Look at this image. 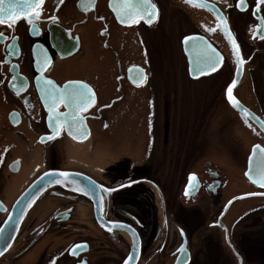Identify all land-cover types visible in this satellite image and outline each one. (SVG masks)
Here are the masks:
<instances>
[{"label": "flooded vegetation", "instance_id": "1", "mask_svg": "<svg viewBox=\"0 0 264 264\" xmlns=\"http://www.w3.org/2000/svg\"><path fill=\"white\" fill-rule=\"evenodd\" d=\"M120 2L43 0L38 8L22 11L15 23L5 19L0 24V228L5 229L23 193L46 173H79L96 183L74 190L62 182L41 191L8 249H0V264H124L138 243L136 264H191L194 247L208 240L212 231L223 233L224 254H232L239 264L222 225L244 264L235 228L252 214H242L231 226L227 220L241 200L228 206L248 194L264 199V186L246 177L253 149L258 147L257 157L264 148V128L258 122L259 118L264 123V0H150L156 9L150 23L149 15L132 21L118 16ZM26 16L32 17L31 22ZM153 28L163 40L167 32L182 33L178 52L186 77L192 82L205 80L212 99H220L241 131L250 133L254 143L242 171L250 191L230 196L235 177L225 176L226 166L208 158L201 171L192 151L185 156L182 173L176 171L173 195L147 173L130 174L113 183L110 169L101 166L98 153L103 144L108 140L118 144L130 130L129 124L123 129L118 109H133L134 98L147 85L146 68L133 60L143 43L140 33ZM186 37L196 38L190 40L187 51ZM194 44L215 53L214 68L193 70ZM67 46H73L68 50L73 54L62 58L59 52H66ZM138 54L142 58V52ZM133 66L146 72L141 84L128 78ZM49 80L60 89L69 82H81L91 89L92 99L74 113L77 119L70 120L71 126L61 123L57 127L56 120L70 113L63 103L54 109L64 116L50 117L47 111L50 101L45 81ZM233 86V95L247 113L230 103L228 93ZM122 102L125 106L121 108L118 104ZM162 127L166 142L172 126L167 121ZM141 158L138 164L144 168L147 164L148 169V153ZM176 159L179 164L180 155ZM255 179H259L257 172ZM182 202L190 206L184 208ZM181 209L190 213L193 231L177 220Z\"/></svg>", "mask_w": 264, "mask_h": 264}, {"label": "rangeland", "instance_id": "2", "mask_svg": "<svg viewBox=\"0 0 264 264\" xmlns=\"http://www.w3.org/2000/svg\"><path fill=\"white\" fill-rule=\"evenodd\" d=\"M158 32L153 28L140 33L143 39L142 47H139L142 58L138 51L133 62L144 65L148 82L134 98L133 109H118L116 115L123 119V129L129 124L131 131L122 145L119 144L121 141L116 144L109 140L103 144L98 153L101 166L110 169L108 173L113 183L131 175L147 173L158 180L165 192L173 195L177 179L175 174L178 171L182 173L185 156L192 151L193 158L198 161L196 167H200L201 171L205 170L204 160L208 158L219 160L226 166L225 176L235 177L230 196L250 191L242 177L249 147L254 143L250 133L241 131L231 111L220 99H212L205 80L192 82L186 77L185 63L178 52L182 33L167 32L163 40ZM134 49L137 51L136 46ZM110 69L113 70V65ZM71 71L76 70L69 69ZM118 106L122 108L125 105L122 102ZM167 121L172 127L165 142L162 126ZM147 153L148 169L147 164L145 168L143 164H138ZM178 155L179 164L176 159ZM239 203L230 213L227 223L232 226L242 214H252L235 228V242L244 264H264V199H248ZM182 204L184 208L190 206L186 202ZM184 210L181 209L176 218L193 231L195 227L189 222L190 213L185 214ZM209 235L208 240L203 239L194 247L191 264H236L232 254H224L223 233L212 231Z\"/></svg>", "mask_w": 264, "mask_h": 264}, {"label": "snow or ice", "instance_id": "3", "mask_svg": "<svg viewBox=\"0 0 264 264\" xmlns=\"http://www.w3.org/2000/svg\"><path fill=\"white\" fill-rule=\"evenodd\" d=\"M189 2V0H186ZM42 3V0H0V24L4 23L5 18H8L15 23V20L18 18L15 13L19 10H28L33 7H39ZM151 10V11H150ZM155 10V5H151L149 0H121L117 6V15L126 18L129 21L134 20L137 16L151 15V12ZM39 15V13H35ZM29 22H31L32 17H25ZM223 19V17H220ZM150 22V21H148ZM194 37H186L185 42L194 40ZM194 52V71L199 72L203 70V66L214 68L217 63L216 55L213 51H210L205 48L199 47L198 44L193 45ZM141 74H138L134 79H138ZM235 83V81H233ZM48 100L49 103V112L50 116L61 117L64 114L54 113L52 110L56 107L58 103H63L67 108L72 109V112L67 114L66 119H57V127L61 123L69 124L70 120L74 123L77 119L74 115L76 111H79L88 104L89 100L92 99L91 89L81 82H69V84L63 89L56 88L52 85V81H45ZM231 92V87L229 88V93ZM234 106L239 107L235 102ZM250 115V114H249ZM264 127V124L261 125ZM256 172L259 176V179H253L254 183H259L264 186V148L259 149V155L256 157ZM67 178V174H61ZM250 178L252 173H246ZM59 182V181H57ZM3 232V229L0 228V233ZM183 251V249H181Z\"/></svg>", "mask_w": 264, "mask_h": 264}, {"label": "water", "instance_id": "4", "mask_svg": "<svg viewBox=\"0 0 264 264\" xmlns=\"http://www.w3.org/2000/svg\"><path fill=\"white\" fill-rule=\"evenodd\" d=\"M42 2H43V0H42ZM149 2H150V0H149ZM36 8L37 7H33L31 9H36ZM22 11H24V10L18 9L16 11L15 15L18 18L22 17V15H23L21 13ZM149 16L150 17H149L148 21H150V22L154 21L156 18V9L154 11H152L151 15H149ZM5 19H8V18H5ZM8 20L11 21L10 19H8ZM69 42L71 44H77L76 42L71 41V39ZM189 43H190V41H188V42L184 41V46H185L186 51L188 49ZM72 47L73 46H69V47L67 46L66 52H63V53L59 52L60 56H62V58L70 57L73 54V52H71ZM70 49H71V51L69 52L68 50H70ZM76 49H77V47H76ZM188 58H189V63H190V68H191V65H192L191 58L189 56H188ZM145 73L146 72H145L144 68H142L140 66H133V67L128 69V78L130 80H133L136 84H141L145 79ZM138 74H141L139 76V78L134 79V77H137ZM237 81H238V78L236 79V84H237ZM233 89H234V86L231 88V92L228 93L230 103L232 104L234 109L238 110L239 112L244 111L247 113L248 112L247 109L245 107H242L241 103L233 95V93H232ZM233 102L237 103L239 105V107H235ZM55 110L56 109H53L52 111L55 113ZM47 111L49 112V108H47ZM68 111L72 112V109H68ZM258 122L260 123V127H262L261 125L264 124L263 121L258 118ZM246 126H247V122H246ZM248 128H251V127H248ZM262 128H264V127H262ZM257 149H258V147H255L253 149L252 154L249 158V162H248V170L246 171V173H249V172L252 173L253 178H250L249 175H246V177L252 182L256 176V157L255 156L257 153ZM61 174H67V178ZM57 181H59V182H57ZM62 182L65 185H68L69 187L71 186L70 189H74V190H77V188L83 186V184H85V183L86 184L90 183V182L95 183L93 180H91L87 176H85L83 174H79V173L49 172V173L44 174L38 181H36L31 187H29L26 190V192L23 193V195L20 197V199L18 200V202L14 206V210H13L12 214L10 215L8 221H7L5 229L3 230V234L1 235V237L3 239V245L1 243L2 240L0 241V249H3V250H1V252L6 251L8 249V246L11 243V240L14 236L15 231L17 230L19 223L21 222L23 216L25 215V212L27 211L28 207L31 205L33 200L36 198V196L41 191L46 189L47 187L52 186V185H62L61 184ZM75 187H77V188H75ZM256 198H259V196L257 194H248V195L240 196V197L232 200L229 203L228 207H230L237 200L242 201V200L256 199ZM222 228L225 231L224 233H225L227 245L232 250V252L236 255V257L238 258V263L242 264V258L240 257V255H238L235 247L233 246V244L230 241V234H229L227 227L225 225H222ZM139 250H140V244L138 243L137 245L133 246L132 256L129 259H127V261L124 264H136V261H137L136 259L139 255ZM186 263H187V261H182V262H179L178 264H186Z\"/></svg>", "mask_w": 264, "mask_h": 264}, {"label": "bare ground", "instance_id": "5", "mask_svg": "<svg viewBox=\"0 0 264 264\" xmlns=\"http://www.w3.org/2000/svg\"><path fill=\"white\" fill-rule=\"evenodd\" d=\"M129 131H131V130H129ZM129 131H127V132L122 136V138H121V140H120L121 143H119V144H121V145L124 144V141L127 140L128 132H129Z\"/></svg>", "mask_w": 264, "mask_h": 264}]
</instances>
